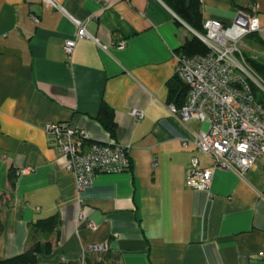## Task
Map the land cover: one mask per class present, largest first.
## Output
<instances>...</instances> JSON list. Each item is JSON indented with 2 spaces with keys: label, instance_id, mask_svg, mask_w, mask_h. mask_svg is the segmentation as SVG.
<instances>
[{
  "label": "crops",
  "instance_id": "0c3cea01",
  "mask_svg": "<svg viewBox=\"0 0 264 264\" xmlns=\"http://www.w3.org/2000/svg\"><path fill=\"white\" fill-rule=\"evenodd\" d=\"M54 1L61 9L0 0V258L23 253L33 224L59 214L53 249L43 247L36 264H83L93 243H108L106 264H264V164L243 174L218 169L208 191L186 184L198 154L193 141L207 125L182 123L167 101L176 51L193 29L163 0ZM201 1L204 22L231 25L245 11L264 26V0ZM72 18L100 44L81 38L69 57L64 42L78 30ZM103 105L114 112L116 137L97 120ZM49 122L129 147L131 170L101 173L79 191L44 132ZM27 167L35 171L17 176L12 191L11 172ZM100 258L91 252L86 264Z\"/></svg>",
  "mask_w": 264,
  "mask_h": 264
},
{
  "label": "built area",
  "instance_id": "2783aa9c",
  "mask_svg": "<svg viewBox=\"0 0 264 264\" xmlns=\"http://www.w3.org/2000/svg\"><path fill=\"white\" fill-rule=\"evenodd\" d=\"M43 1L61 9L54 0ZM72 20L78 30L74 38L64 42L69 57H72L81 38L94 39L100 44L89 33L84 21ZM35 21L39 19L35 17ZM204 30L203 34L193 31L208 46L209 53L177 56L175 75L189 87V93L182 107L169 104L168 109L182 123L197 120L207 125L193 141L198 154L191 159L186 184L195 190L208 191L218 169H231L243 174L258 161L264 164V104L256 99L253 90L256 84L264 91V80L251 65L240 59L237 47L240 40L252 33L264 39V26L257 15L241 11L231 25L207 19ZM115 44L123 49L126 41L117 40ZM131 114L138 119L144 117L141 110L135 109ZM44 132L51 139L55 152L65 159L66 170L75 175L79 191L92 186L101 173L131 170L129 147L114 140L106 143L93 141L86 129L68 123L49 122ZM183 146L188 147V141H184ZM200 153L212 159L210 168L201 165ZM34 171L33 167L22 168L16 171V175ZM81 220H85L84 215ZM88 226L97 229L94 222L90 221ZM109 250L108 243L89 245L83 255V264H86L87 254L102 255Z\"/></svg>",
  "mask_w": 264,
  "mask_h": 264
},
{
  "label": "trees",
  "instance_id": "16d2710c",
  "mask_svg": "<svg viewBox=\"0 0 264 264\" xmlns=\"http://www.w3.org/2000/svg\"><path fill=\"white\" fill-rule=\"evenodd\" d=\"M165 4L173 10V12L183 20L194 31L204 33L203 9L201 0H163ZM249 36H254L259 42L264 43V39L256 33ZM209 53L208 46L195 34L192 35L177 51V55L197 56L206 55ZM252 69L256 74L264 80V62L253 60L249 58ZM170 92L168 97V104H175L177 107H182L187 100L189 87L175 75L172 83H170ZM253 90L256 99L264 104V94L253 85ZM97 120L101 123L103 128L107 130L112 137H116L117 124L115 122L114 112L106 105L101 107ZM17 175L16 171L10 174V183L12 191L16 188ZM61 219L59 214L52 215L48 218L39 219L31 227L30 242L28 248L21 254L16 256L1 259L0 264H36L39 261V256L45 248L46 253H51L53 244L50 237L59 233ZM2 228L0 226V233ZM99 255L100 264H106L108 254Z\"/></svg>",
  "mask_w": 264,
  "mask_h": 264
},
{
  "label": "rangeland",
  "instance_id": "374dc122",
  "mask_svg": "<svg viewBox=\"0 0 264 264\" xmlns=\"http://www.w3.org/2000/svg\"><path fill=\"white\" fill-rule=\"evenodd\" d=\"M237 47L240 51V59L247 62L249 65H251L249 58L264 62V43L259 42L254 36H248L240 40ZM255 86L264 94V91H262L256 84Z\"/></svg>",
  "mask_w": 264,
  "mask_h": 264
}]
</instances>
